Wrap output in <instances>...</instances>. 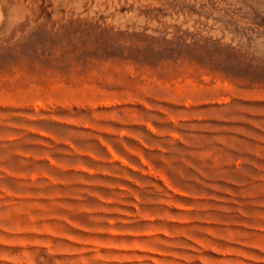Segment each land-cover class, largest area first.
<instances>
[{
	"label": "rangeland",
	"instance_id": "374dc122",
	"mask_svg": "<svg viewBox=\"0 0 264 264\" xmlns=\"http://www.w3.org/2000/svg\"><path fill=\"white\" fill-rule=\"evenodd\" d=\"M0 264H264V0H0Z\"/></svg>",
	"mask_w": 264,
	"mask_h": 264
}]
</instances>
